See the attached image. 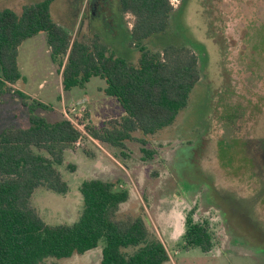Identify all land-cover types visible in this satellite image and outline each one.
I'll list each match as a JSON object with an SVG mask.
<instances>
[{
  "label": "rangeland",
  "instance_id": "374dc122",
  "mask_svg": "<svg viewBox=\"0 0 264 264\" xmlns=\"http://www.w3.org/2000/svg\"><path fill=\"white\" fill-rule=\"evenodd\" d=\"M42 1L0 0V11L21 16L26 7ZM172 3L176 11L167 34L161 42L158 36L151 37L145 46L160 50L166 45H189L200 53L202 79L187 107L169 128L154 135L134 133L124 153L88 138L66 153L59 168L69 192L59 195L39 188L32 206L48 225L78 222L84 206L80 187L87 179L85 169L97 156L108 154L128 166L133 178L130 188L137 196L120 207L116 219L143 218L174 264H264V152L260 151L264 148V0ZM51 16L73 39L91 43L99 37L114 55L138 64L140 52L129 37L134 18L122 13L119 0H54ZM18 65L23 79L14 88L51 107L38 111L51 122L65 119L64 107L79 101H85L87 125L94 128L124 115L116 98L105 94L107 85L100 78H92L83 88L64 90L44 32L19 48ZM29 125V112L21 100L12 93L1 95L0 134ZM143 150L154 151L152 159ZM247 157L255 164L246 163ZM211 185L230 195L235 207L232 218L243 220L245 236L235 235L223 207H209L202 198L201 192ZM191 211L196 221L210 226L215 240L211 253L185 247V218ZM102 247L43 264H101Z\"/></svg>",
  "mask_w": 264,
  "mask_h": 264
},
{
  "label": "trees",
  "instance_id": "16d2710c",
  "mask_svg": "<svg viewBox=\"0 0 264 264\" xmlns=\"http://www.w3.org/2000/svg\"><path fill=\"white\" fill-rule=\"evenodd\" d=\"M124 15L134 18L131 45L140 52L138 64L114 55L96 37L91 43L73 39L51 16L54 0L26 7L21 16L0 11V96L16 95L28 109L29 127L6 129L0 134V264H43L48 259H70L98 250L101 264H171L163 242L143 218L119 221L116 213L131 199L119 183L86 180L80 187L83 212L72 225H48L32 206L39 188L59 195L69 192L59 168L66 153L83 138L70 121L51 122L38 114L51 107L33 100L14 86L23 79L19 48L46 33L53 61L57 62L64 90L85 87L92 78L106 82L105 94L116 98L125 112L102 128L86 126L98 143L120 148L133 134L154 135L171 127L202 79L200 53L189 45L149 49L145 42L167 34L175 9L172 0H119ZM199 54V55H198ZM147 159L155 152L143 150ZM74 172L75 166L69 167ZM192 215V214H191ZM187 249L209 253L215 247L208 224L187 219L183 238Z\"/></svg>",
  "mask_w": 264,
  "mask_h": 264
},
{
  "label": "crops",
  "instance_id": "0c3cea01",
  "mask_svg": "<svg viewBox=\"0 0 264 264\" xmlns=\"http://www.w3.org/2000/svg\"><path fill=\"white\" fill-rule=\"evenodd\" d=\"M124 116L125 112L122 117ZM85 170L84 176H87L86 180H101L104 182L119 183L120 187L130 189L132 193L131 198H137L132 188H130V183L133 178L125 163H120L108 154L106 156L100 155L99 157L97 156L96 159L91 160L89 167ZM128 202L121 206L128 204Z\"/></svg>",
  "mask_w": 264,
  "mask_h": 264
},
{
  "label": "flooded vegetation",
  "instance_id": "af4514ba",
  "mask_svg": "<svg viewBox=\"0 0 264 264\" xmlns=\"http://www.w3.org/2000/svg\"><path fill=\"white\" fill-rule=\"evenodd\" d=\"M264 146V145H263ZM261 153L264 152V148L261 147ZM246 163H250L251 165H254L255 164V160L253 158H249L247 157V159H245ZM262 168L264 170V159L262 161ZM201 188V185L199 186V189ZM208 188V189H207ZM206 190L204 192H201V196L203 199H205L206 201H208V204L209 207H223L224 210H225V213L228 217H230L229 220H231L233 226H234V230H235V235H237L238 237L240 236H245L246 234L242 231L243 228L241 227H244V222L243 220H241L239 217H234L232 218V216H234L233 214L235 213H232L234 211V208L233 206H231V200H229V196L230 195H225L220 193V192H217L216 190H214L213 186L211 185L210 187L207 186ZM228 198V199H227ZM229 201V202H228ZM232 207V209L230 210V208ZM236 210V209H235ZM192 214V215H191ZM240 215H242L241 213H239ZM189 216L192 217V219L195 221V222H198V223H202V222H199V221H196L195 219V213L191 211V213H189L186 218H185V232L183 234V238L185 236V233H186V225H187V219L189 218ZM202 224H208V223H202ZM209 226V224H208ZM210 228V226H209ZM211 230V229H210ZM212 232V231H211ZM213 234V233H212ZM239 239V238H238ZM237 240V238H236ZM247 242H250L252 244V242L249 240V238L247 237ZM239 242V240H238ZM214 249V248H213ZM211 253V252H209Z\"/></svg>",
  "mask_w": 264,
  "mask_h": 264
},
{
  "label": "built area",
  "instance_id": "2783aa9c",
  "mask_svg": "<svg viewBox=\"0 0 264 264\" xmlns=\"http://www.w3.org/2000/svg\"><path fill=\"white\" fill-rule=\"evenodd\" d=\"M173 1V0H172ZM173 5V3H172ZM64 118L74 124L83 134L84 138L93 139L89 133L86 131L87 126V106L85 101H79L76 104H73L69 107H64L63 109ZM84 143L83 138L80 139L75 145L74 148L81 147ZM171 263L174 264L173 259L170 257Z\"/></svg>",
  "mask_w": 264,
  "mask_h": 264
}]
</instances>
